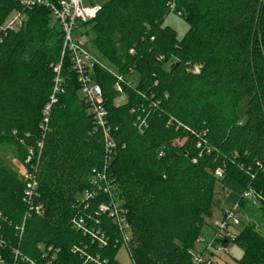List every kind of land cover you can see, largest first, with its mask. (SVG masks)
<instances>
[{
    "label": "trees",
    "instance_id": "obj_1",
    "mask_svg": "<svg viewBox=\"0 0 264 264\" xmlns=\"http://www.w3.org/2000/svg\"><path fill=\"white\" fill-rule=\"evenodd\" d=\"M12 11L25 16L16 30L3 27ZM170 11L189 25L180 38L163 25ZM79 27L111 66L92 68L114 141L106 165L102 133L70 53L61 55L50 10L0 0V264H96L86 253L119 264L116 225L96 212L108 196L77 199L96 171L124 209L134 264H192L189 251L212 214L217 182L239 195L248 187L264 195V0H105ZM116 75L122 93L113 87ZM120 94L126 100L115 104ZM244 97L242 121L236 108ZM5 146L24 176L7 162ZM29 176L35 186L26 200ZM258 207L264 217V203ZM76 218L107 243L76 228ZM232 242L243 251L238 264H264V236L254 224Z\"/></svg>",
    "mask_w": 264,
    "mask_h": 264
},
{
    "label": "built area",
    "instance_id": "obj_2",
    "mask_svg": "<svg viewBox=\"0 0 264 264\" xmlns=\"http://www.w3.org/2000/svg\"><path fill=\"white\" fill-rule=\"evenodd\" d=\"M86 4L83 0H19V4L24 8H30L33 6H43L50 10L51 16L59 26L63 40L61 55H64L65 51L70 53L71 68L76 75L77 82L79 84V92L82 97L90 104V112L96 125V129L99 128L105 147V165L108 164L112 151L114 148V141L111 138L110 130L107 126L106 116L107 111L102 103V90L98 83L94 81L92 68L94 64H100L92 58L90 54L85 52L81 48L80 41L74 37V32L78 29V24L86 23L95 18L97 12L100 9V5ZM180 13H178L179 15ZM25 21V16L21 11H12L3 27L8 30H16L21 27ZM101 65V64H100ZM102 66V65H101ZM61 62L53 66V72L55 73L54 81L55 85L53 92L57 93L61 91L62 77L60 76ZM122 76L116 75V82L114 89L118 93H122L121 82ZM51 102H55L54 95L51 96ZM49 106L44 109V117L41 123V127H46L48 122ZM40 144V143H39ZM41 146V144H40ZM258 163V162H257ZM260 168L264 171V163L259 164ZM216 176L220 177L222 174L221 169L215 170ZM31 177V176H29ZM35 181L32 179L28 182V189L26 190L25 199L29 200L32 196ZM104 193L108 196L106 202H101L97 207L98 214H104L111 219L118 230L120 239L117 244L123 245L126 249L132 264L133 260L129 251V242L131 235V227L125 218L124 209L121 203L116 200L111 185L106 174L103 171H96L90 179V188L84 190L81 194L82 198L78 199L80 203L87 201L95 197L98 193ZM241 202H245L253 205H260L264 203V195L251 187L246 188L239 195L236 203L229 209L222 212V217L219 221L214 223L212 232L209 236H200L196 240L195 247L189 251L192 264H213L212 256L216 253H222L225 251L224 243L232 242L238 232L235 228L240 224V212ZM35 211L38 213V207H35ZM74 226L78 229H82L83 233L91 234V237L97 239L98 245L103 246L107 243L106 235L99 229H88L83 225L81 219H75ZM76 250V248L74 249ZM86 260L90 263L104 264L99 260V256L84 254ZM47 261L44 264H49Z\"/></svg>",
    "mask_w": 264,
    "mask_h": 264
},
{
    "label": "rangeland",
    "instance_id": "obj_3",
    "mask_svg": "<svg viewBox=\"0 0 264 264\" xmlns=\"http://www.w3.org/2000/svg\"><path fill=\"white\" fill-rule=\"evenodd\" d=\"M86 4H91L89 0H83ZM92 4H102L105 0H91ZM163 25L171 28L180 38L188 30L189 25L187 22L180 17L177 13L170 11L165 18L163 19ZM84 28L79 27L74 32V37L80 41L81 48L90 54L94 60L100 63L103 67L111 68L110 63L94 48L90 42L92 34L89 36L85 35ZM137 75H133L131 81L133 84L137 81ZM126 96L120 94L116 100L115 104H121L125 102ZM248 98L244 97L236 108V114L238 117L244 121L245 120V111L247 108ZM2 154L5 156L9 165H11L16 171L19 172L21 176H24L25 169L23 164L17 159L13 148L10 146H5L1 149ZM239 194L236 192L222 187V185L217 182L214 189V204L212 207V214L205 219L202 231L206 232L207 226L213 225L221 219L222 211H225L231 208L236 201L238 200ZM82 195H78L77 199H81ZM259 205H253L245 203L244 206L239 208L240 212V224L236 226L235 230H239L244 224L252 223L255 225L256 230L264 236V217H262L261 210L258 207ZM242 249L239 245L233 242H229L225 245V251L222 253H216L212 256L213 264H238L237 261L242 256ZM116 259L119 264H132V261L124 248L123 245L120 246Z\"/></svg>",
    "mask_w": 264,
    "mask_h": 264
},
{
    "label": "crops",
    "instance_id": "obj_4",
    "mask_svg": "<svg viewBox=\"0 0 264 264\" xmlns=\"http://www.w3.org/2000/svg\"><path fill=\"white\" fill-rule=\"evenodd\" d=\"M223 212V211H222ZM221 217H222V215H221ZM214 225V224H213ZM213 225L211 224V225H209V226H207L208 228H207V230H206V232H203L202 231V236H209L210 234H211V232H212V228H213ZM198 245L199 244H196V246L198 247Z\"/></svg>",
    "mask_w": 264,
    "mask_h": 264
}]
</instances>
